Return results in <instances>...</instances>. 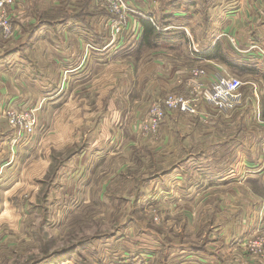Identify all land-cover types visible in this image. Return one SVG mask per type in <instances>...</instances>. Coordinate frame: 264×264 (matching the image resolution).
Listing matches in <instances>:
<instances>
[{
  "label": "rangeland",
  "instance_id": "obj_1",
  "mask_svg": "<svg viewBox=\"0 0 264 264\" xmlns=\"http://www.w3.org/2000/svg\"><path fill=\"white\" fill-rule=\"evenodd\" d=\"M72 1L74 6L71 0H58L57 12H49L48 20L87 14L89 26L98 23L102 30L104 25L106 34H95L103 37L101 42H96L92 33L85 37L87 46L107 45L106 58L112 62L97 74H77L74 77L77 82L68 85L74 71H67L66 68L72 67L62 61L55 66L58 76L51 93L41 94L39 85L33 84V87L27 82L28 99L0 103L1 118L6 120L3 109L9 104L30 110L38 122L30 140L20 141L15 135L10 138L19 147L8 148L9 160L4 154L6 150L0 155V264H209L200 262L195 257L198 254L192 252L203 251L202 254L210 256L211 248L222 256L229 253L231 259L243 255L246 226L233 223L238 227L237 233L229 237V242L224 239L225 228H232V217L240 213L234 212L237 205L232 208L224 204L226 197H230L226 189L239 185L230 186L224 183L228 181L225 178L213 184L217 186L214 189H199L196 193L198 183L192 182L193 178L185 182L178 176L183 173L180 166L188 176L195 174L193 160L186 167L184 161L180 162L184 154L180 131L186 128L190 146L217 141L220 156L217 158L222 162L230 160L225 164L230 169L235 166L239 169L242 161L238 157L246 159L248 152L256 159L262 152L264 130L257 127L258 121L252 114L250 90L253 86L243 87L244 105L239 111L213 110V123L201 121L197 114L180 112L169 118L166 114L167 137L164 129L160 130L164 122L156 133L142 132L140 126L154 104L171 92L182 93L181 89H186L189 76L184 69L197 65L189 60L193 59V47L200 46L198 38L203 29L194 33L183 23L170 20L175 24L172 26H183L174 28L171 24H158L154 19L160 30L157 37L149 45H140L139 37L136 39L132 30L127 36L126 28L119 33L115 31L100 0ZM206 6L199 5L200 21ZM31 18L23 26L30 24ZM165 19L159 21L167 23ZM191 22L194 26L197 20L192 18ZM166 31L171 34L164 35ZM56 32L48 33L52 42H72L74 38L68 32L53 35ZM12 38H0V55H5L9 46L18 45V42H8ZM117 39L131 43L123 53L120 49L109 50L117 45ZM63 46H66L64 42ZM117 58V62L127 58L136 62L134 79L124 73L122 82L115 83ZM148 61L153 66L151 72L147 71L150 66L142 70L143 63L147 65ZM206 62L209 67H216L219 75H234L247 81L245 70H227ZM170 63L177 65L170 66ZM168 67L174 88L165 92L157 86L163 80L162 70ZM201 67L208 69L205 65ZM113 86L123 96L116 99L114 112L107 121L99 124L105 105L102 93ZM136 93L138 100L134 98ZM195 124L196 130H192ZM240 143L245 144L243 148ZM186 185L189 187L179 192ZM168 186L173 187L170 193L166 191ZM248 186L260 187L256 181ZM216 224L224 228H220L219 238L214 232ZM232 264H236L234 259Z\"/></svg>",
  "mask_w": 264,
  "mask_h": 264
},
{
  "label": "crops",
  "instance_id": "obj_2",
  "mask_svg": "<svg viewBox=\"0 0 264 264\" xmlns=\"http://www.w3.org/2000/svg\"><path fill=\"white\" fill-rule=\"evenodd\" d=\"M71 3V6H74L72 0ZM202 3L207 4V6L202 16L203 21H200L201 9L199 5ZM57 6L58 0H14L13 23L17 27V32L16 36L8 42H18V45L9 46L8 49H6L5 55H0V103L4 104L11 101L20 103L22 100L28 99L27 92L29 89L27 88V82H29L31 86H33V84L39 85L41 94L47 92L51 93V86L57 81L56 78L58 76V69H55V66L58 67V64L62 61L71 65L72 68L69 70L66 68L67 71H74L68 78V85H74L77 82L74 78L77 74H88V76L90 72L91 74H97L105 70L106 66L112 62L106 58L108 53L105 51L108 47L107 45L87 46L88 42L86 41L85 35H88V33L89 35L91 33L93 34L96 42H101L103 37L96 36L95 34L99 35L100 32L106 34V29L103 30V23L102 30L99 28L98 23L89 26L86 20V17H88L87 14L83 16L77 14L64 19L59 18V21L56 18H54L55 20H48L47 17H49V12L56 13ZM129 6L132 8L133 12L128 17L125 36L132 30L136 39L140 37L142 26L139 23V18L143 16H150V19L153 20L154 23V19L157 20L158 24L165 23L164 26L171 24L170 26L174 28L183 26H172L175 24L171 23L170 20L175 21L177 24L183 23L185 27L191 29L194 33H196L197 29H203L202 36L198 38L200 46L193 47L194 52H191L193 59L188 60L190 62H197V65L194 67H200L202 65L208 67L207 75L202 79L206 87H209L211 82L218 80V77L222 76V74H218V69L216 67H209V64H205L206 61L213 62L214 65L218 64L223 66L227 70L234 69V66L245 68L246 80L256 83L252 82L255 84V90H250L251 99H249L252 102V114L258 121V123L256 122L258 124L257 127L260 129L263 128L264 130V0H130ZM53 9L55 10L54 12ZM29 17H32V20L29 22L30 24L27 23L26 26H23L22 23ZM163 17H166L165 20L167 23L164 20H162V22L159 21ZM192 18L197 20L194 26L191 22ZM206 20H208L207 24ZM60 25H62L64 29L60 28ZM60 29H62L63 32H60ZM51 31H57L53 35L68 32L71 33L74 38L72 42H52V36L48 34ZM169 33L170 31H166L164 35ZM240 34H243L244 37L241 38ZM209 36L210 39L208 40ZM28 40L31 41L29 42ZM63 42L66 46H63ZM117 42L116 46L109 48L110 52L120 49L118 51L123 53V50L131 44L130 42H122V40H118ZM162 46L165 47L164 45ZM210 49L215 50L217 56L205 58L203 54L207 53ZM117 61H119V58L114 61V66H116L115 83L122 82V78H124L125 75L124 73H127L128 76L129 74L132 75V79H134L136 62L128 58L124 60L121 59L120 62ZM177 63H170V66H176ZM61 64L64 65V63ZM125 66H128V68ZM148 66H150V68L147 71L151 72L153 66L149 61L147 65L143 63L142 70H145ZM122 67H125V71L122 70ZM169 68L170 67L162 70L161 75L163 80H159V86H157L164 89L165 92L168 89L174 88V84L172 85L171 81V70ZM184 71L186 72L187 70L184 69ZM224 73L225 72H223V74ZM89 78L92 77L90 76ZM167 84H169L170 87H168ZM158 89L159 88H157L156 91H158ZM114 90L115 87L113 86L111 89H107L106 92L102 93L105 97V105L99 124L107 121V118L114 112L116 99H120L123 96L121 92ZM181 90L183 91L182 93L185 91L184 95H187V87L185 90ZM55 97L56 96H54V98ZM134 98L138 100V93L135 94ZM261 101H263L262 105L260 104ZM243 105L241 103L234 110L238 109L239 111ZM139 107L138 104L137 108L139 109ZM137 108L136 115L139 116L138 111L141 108L139 110H137ZM200 109L202 111H199ZM213 110L215 109L207 107L206 105H201L197 112L189 113L188 115L193 114L194 116L197 114L196 116L198 119H201V121H210L213 123L211 114ZM180 112L185 115L188 113L183 110L167 112L168 115L166 117ZM115 113H119V111ZM238 113L239 112H237L236 115H238ZM168 118H165V124H163L160 130H163L169 125ZM187 126L188 125H186V127ZM191 129L196 130V124L193 125ZM184 131H186V128H182V131H180L182 132L180 138L183 140L182 150H184L183 160H180V162L182 163V161H184V167H186V165L193 160L195 164L193 167L195 174H190L188 176L185 169L180 166L179 170L183 173L178 176L184 178L185 182L187 179L193 178L195 181L192 182L195 184L198 183V186L196 185L195 188L196 190L194 189L197 191L196 193H199V189H214L217 186L213 184L220 183L222 182L221 179L225 178L228 181L224 183L227 182L230 186L239 185V187L236 186L226 189L230 197H226L224 204L232 208H234L233 205H237L234 208L236 209L234 212L240 213L236 217H232L230 226H233V223L246 226V236L243 240L251 238V234L259 224L264 222V133L260 143L262 152L258 154V157L255 159V157L248 152L246 159L240 158V156L238 157V159L242 161V163L239 164V169L238 166L230 169V167L225 165L227 163L229 164L230 160L222 162L217 158L220 157L218 156L217 141L213 143V139L207 144H192L190 146V142L186 137L188 133ZM165 133L166 129H164V137H167ZM0 135V155L2 151L6 150L4 154L7 155V160H9L10 153L8 148L15 145V142L11 143L10 138L13 135H15V138L16 136L19 137V133L8 124L7 120L0 117ZM239 145L243 148L245 144L240 143ZM188 146L190 147L187 148ZM17 147H19L18 144L15 145V148ZM194 148L197 150H192ZM219 162H222V167H225L224 172H222V167L219 166ZM241 180L245 182H239ZM247 181L248 184H252V182L256 181V185L260 187L248 186ZM244 183H246V186ZM188 187L187 185L184 187L181 186L179 192H183V190ZM172 188L173 187L168 186L166 191L170 193ZM241 193L245 194L246 197L243 198ZM220 203L221 202H219V206L221 205ZM245 216L246 222L244 219ZM239 217L242 219L237 220ZM215 227L217 229L214 232L216 235L218 234L217 236L219 238V234L221 233L220 228L222 227L219 224H216ZM237 228L234 226L232 228H225V241H228L230 236H234L237 233ZM211 251L212 254H210V256H206L202 254L203 251L198 250L192 253L198 254V256L195 257L200 262L204 260L209 264H232V260L235 258L234 256L231 259L229 253L223 254L222 256L220 253H216L212 248ZM158 254H160V252H158ZM247 257L248 255L246 254V258ZM251 264H264V257L259 258L255 262L252 261Z\"/></svg>",
  "mask_w": 264,
  "mask_h": 264
},
{
  "label": "built area",
  "instance_id": "obj_3",
  "mask_svg": "<svg viewBox=\"0 0 264 264\" xmlns=\"http://www.w3.org/2000/svg\"><path fill=\"white\" fill-rule=\"evenodd\" d=\"M105 7L110 20L113 22L116 32H122L126 28L129 15L133 12L129 6L130 0H100ZM14 0H0V38L10 39L16 35L17 27L13 23ZM189 76L186 82L187 95L179 92H171L161 102L154 104L144 119L140 130L145 133L158 132L164 122L167 112L187 111L197 112L201 105L214 108L221 112L234 110L242 103L244 86H253L250 81H244L234 75H222L218 80L211 82L206 87L203 78L207 75L205 67H192L187 71ZM253 84V85H252ZM8 124L19 133L20 141H28L37 129V118L30 110L18 109L9 104L3 109ZM246 252L234 258L236 264H251L264 257V222L255 229L251 238L244 240ZM246 254L248 257L246 258Z\"/></svg>",
  "mask_w": 264,
  "mask_h": 264
},
{
  "label": "trees",
  "instance_id": "obj_4",
  "mask_svg": "<svg viewBox=\"0 0 264 264\" xmlns=\"http://www.w3.org/2000/svg\"><path fill=\"white\" fill-rule=\"evenodd\" d=\"M139 23L142 26V33L139 37V44L140 45H149L150 40L152 38H156L158 32L160 31L158 29V26L153 22V20L150 19V16H146V17H141L139 18ZM216 46V45H214ZM203 56H205V58H213L217 56V53L215 50L210 49L209 51H207V53L203 54ZM234 69H239L244 70L245 68H240L238 66H234ZM76 247L74 246V249Z\"/></svg>",
  "mask_w": 264,
  "mask_h": 264
}]
</instances>
